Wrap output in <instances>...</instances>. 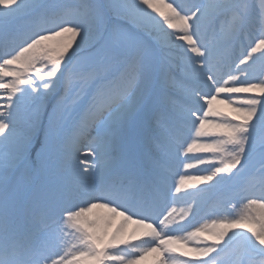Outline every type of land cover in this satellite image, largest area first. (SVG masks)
<instances>
[{"label":"snow or ice","instance_id":"6c2138e0","mask_svg":"<svg viewBox=\"0 0 264 264\" xmlns=\"http://www.w3.org/2000/svg\"><path fill=\"white\" fill-rule=\"evenodd\" d=\"M150 254L264 264V0H0V264Z\"/></svg>","mask_w":264,"mask_h":264},{"label":"rangeland","instance_id":"374dc122","mask_svg":"<svg viewBox=\"0 0 264 264\" xmlns=\"http://www.w3.org/2000/svg\"><path fill=\"white\" fill-rule=\"evenodd\" d=\"M186 2L191 3V2H193V0H186ZM257 2H258V0H257ZM237 54H239L238 51H237ZM192 55H194V54H192ZM214 108L221 109V110H223V111H225V112L229 111V109L224 108V106H222V105H221V106H217V107L214 106ZM83 151L86 152V149H84ZM189 171H193V172H195L196 169H192V170H189ZM201 187H205V185L198 184L196 189H186V190H187V191H198L199 188H201ZM214 199H216L215 202H213ZM212 202H213V203H212ZM220 203H221V200H220L219 195H213V196H211V197L206 201V204H207L209 207H216V206H219ZM182 207H184L183 204L178 205V206H177V212H179L180 208H182ZM94 215H95L96 217H99V218H103V217L106 218L107 221L104 223L105 225H100V227H101L102 230H104V231L107 230V232H110L109 234H111V232L114 231L115 229L112 228V227H107V224H109L111 221L115 222L114 224H116L117 222H118V223H119V222H122V217H115L114 219H112V218H111L112 214L109 213V212L107 211V209H96V210H94ZM174 216H175V214H174ZM129 225H131V223H129L128 225H126V228H128ZM107 228H108L109 230H108ZM105 229H106V230H105ZM239 231H245V233H246V230H239ZM229 234H231V233H229ZM202 239H203V238H202ZM153 255H154V254H150V255L145 256L144 259H143L142 261H140V264H148V263H149V259H150V257L153 256ZM220 264H223L222 260H221Z\"/></svg>","mask_w":264,"mask_h":264},{"label":"bare ground","instance_id":"6f19581e","mask_svg":"<svg viewBox=\"0 0 264 264\" xmlns=\"http://www.w3.org/2000/svg\"><path fill=\"white\" fill-rule=\"evenodd\" d=\"M214 106L217 107V106H221V105L214 104L213 107H214ZM215 201H216V199L213 200V202H215ZM213 202H212V203H213ZM95 210H96V209H95ZM100 219H101V224H100V225H105L104 223L107 221L106 218L103 217V218H100ZM114 223H115V222H113V221L110 222L111 227L115 229L117 226H119V224H120L121 222H119V223L117 222L116 224H114ZM135 228H136L135 225H133V224H132V225H129L128 228H125L126 233L131 234L132 231H133ZM107 229H108V228H107ZM105 230H106V229H105ZM108 230H109V229H108ZM106 231H107V230H106ZM108 233H110V232H108ZM133 242H138V241H133ZM156 260H157V256H156V254H154L153 256L150 257V259H149V263H148V264H156Z\"/></svg>","mask_w":264,"mask_h":264}]
</instances>
